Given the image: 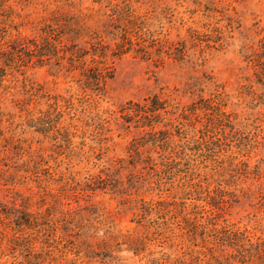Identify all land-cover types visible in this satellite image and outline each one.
<instances>
[{
    "label": "rangeland",
    "instance_id": "rangeland-1",
    "mask_svg": "<svg viewBox=\"0 0 264 264\" xmlns=\"http://www.w3.org/2000/svg\"><path fill=\"white\" fill-rule=\"evenodd\" d=\"M163 260L264 264V0H0V264Z\"/></svg>",
    "mask_w": 264,
    "mask_h": 264
},
{
    "label": "trees",
    "instance_id": "trees-1",
    "mask_svg": "<svg viewBox=\"0 0 264 264\" xmlns=\"http://www.w3.org/2000/svg\"><path fill=\"white\" fill-rule=\"evenodd\" d=\"M223 157L224 156L222 155V158ZM169 161H170V159H168V160L166 159V161H164V163L162 165H160V169L155 170V172L157 174L156 175L157 178L160 179V175L169 176V177L175 176L176 173L181 172L179 167H177L175 164L169 163ZM221 164H222V162L219 164L218 168L214 170L213 174H218ZM186 197L191 198L192 195L189 194V195H186ZM221 201H224V200H221ZM141 203L147 205V207L141 208L142 217L148 216L149 214L159 215L157 213L158 206H160V204H164V203L154 204L152 202H144V201H141ZM166 204L171 206V207H180L181 208V206L178 204H174V203H166ZM161 220H164V219L163 218L161 219L159 217L157 220L149 222V229L152 231V237H153V240H151L149 242L152 244L158 240H167L168 238H166V233L171 232V230L168 227H166L165 222H161ZM165 244H166V242H163V245H165ZM133 252L138 255L141 251H139L137 249H133ZM164 261H166V260H163L161 262L163 264H166Z\"/></svg>",
    "mask_w": 264,
    "mask_h": 264
}]
</instances>
